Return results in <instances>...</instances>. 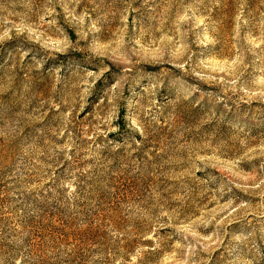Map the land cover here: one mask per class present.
Masks as SVG:
<instances>
[{"label": "rangeland", "instance_id": "1", "mask_svg": "<svg viewBox=\"0 0 264 264\" xmlns=\"http://www.w3.org/2000/svg\"><path fill=\"white\" fill-rule=\"evenodd\" d=\"M0 264H264V0H0Z\"/></svg>", "mask_w": 264, "mask_h": 264}]
</instances>
